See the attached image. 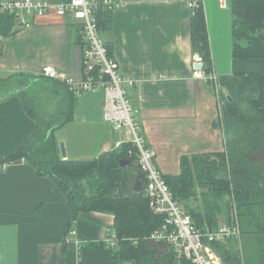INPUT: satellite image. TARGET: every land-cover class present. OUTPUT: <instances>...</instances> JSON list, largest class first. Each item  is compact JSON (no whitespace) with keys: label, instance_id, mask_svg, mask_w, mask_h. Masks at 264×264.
<instances>
[{"label":"crops","instance_id":"crops-1","mask_svg":"<svg viewBox=\"0 0 264 264\" xmlns=\"http://www.w3.org/2000/svg\"><path fill=\"white\" fill-rule=\"evenodd\" d=\"M34 1L57 6L67 0ZM124 2L111 12V28L102 36L112 48L119 73L136 83L124 88L144 137L156 151L155 165L164 176H178L184 157L218 154L226 149L221 104L225 99L221 89L225 88L220 81L233 76L231 25L237 0H228L226 8L218 0ZM190 3L204 11L216 83L194 77L195 58L201 56L193 51L191 22L196 10ZM27 20L29 27L0 13V79L30 76L33 82L28 87L34 89L29 90L31 94L37 90L33 93L39 95L42 90L37 86L50 79L62 84L70 78L81 82L79 21L70 15L58 16L55 10ZM49 67L55 69L58 79L43 75ZM76 98L73 120L56 133L59 144L66 146L67 160L91 161L129 143L127 132H117L105 121L102 87ZM36 127L20 96L0 102V163L9 165L0 173V264H121L105 243L114 233V216L80 213L72 225L76 236L71 237L67 234L71 209L55 180L39 175L24 159L6 162L23 148ZM135 167L127 172L129 193L135 182L131 174ZM200 201L201 196L192 199L191 208H198ZM153 247L161 259L171 254L161 244Z\"/></svg>","mask_w":264,"mask_h":264},{"label":"trees","instance_id":"trees-1","mask_svg":"<svg viewBox=\"0 0 264 264\" xmlns=\"http://www.w3.org/2000/svg\"><path fill=\"white\" fill-rule=\"evenodd\" d=\"M234 5L233 76L220 81L228 92L222 110L226 149L218 154L184 157L181 174L164 178L175 200L189 211L199 228L207 224L216 229L221 218L230 223L236 207L241 236L251 243L254 256L242 257L234 250L232 240L213 244L225 264H264V172L250 160L251 154L264 147V126L260 122L264 119V0H237ZM195 10L191 22L193 51L201 56L204 72L210 74L212 60L206 18L202 7ZM110 16L111 12L104 10L96 14L101 33L110 30ZM76 29L78 42L84 44L79 22ZM106 46L112 58V48ZM30 78L15 75L8 80L0 79V102L20 96L25 112L37 123L23 148L6 162L24 159L39 175L56 178L71 209L67 234L80 213L110 214L115 218L114 233L119 240L115 258L121 264H175L172 254L161 259L152 244L140 241L134 245L130 241L151 235L164 222L163 217L153 213L144 194L131 196L126 191L129 168H121L120 163L131 161L137 167L129 156L132 143L124 142L111 155L91 161H64L56 133L73 120L77 98L66 84L51 79L37 86L41 95L33 93L37 90L31 94L28 85H18L19 81H32ZM198 190L202 192L200 195ZM199 196L200 206L191 208V200ZM228 197L230 201L226 202Z\"/></svg>","mask_w":264,"mask_h":264},{"label":"built area","instance_id":"built-area-1","mask_svg":"<svg viewBox=\"0 0 264 264\" xmlns=\"http://www.w3.org/2000/svg\"><path fill=\"white\" fill-rule=\"evenodd\" d=\"M222 8H226L228 0H218ZM125 4L124 0H67L57 6L46 1L34 0H0V13L15 18L20 25L29 27L28 18L43 17L55 10L58 16H71L79 21L83 28V80L65 79L64 83L75 96L103 88L105 100L103 112L105 121L111 123L117 132H127L129 143L133 149L129 156L135 160L137 167L146 175L147 187L144 195L149 200L150 208L155 215L164 219L162 226L142 240L131 239L134 245L140 241L157 244L166 243L174 257L175 264H225L218 253L212 248L213 244H227L230 240L242 235L240 220L236 210L233 219L219 223L216 229L209 226L199 228L189 211L178 203L164 175L155 165L156 151L144 137L141 126L137 122L135 111L124 89L126 84L135 86V81L123 77L119 73L117 61L108 56L107 44L99 30L96 14L100 10L113 12ZM193 9L196 4L190 3ZM2 48L0 45V58ZM195 64H203L200 57L195 58ZM43 75L58 79L59 75L53 67L46 68ZM194 77L205 82H218L214 73L207 74L203 69L196 70ZM228 98L226 89H221ZM224 107V101L221 102ZM9 165L0 163V173L5 172ZM69 236H76L71 230ZM115 233H110L105 239L106 245L116 249L119 243ZM68 242V240H67ZM80 250V247H79Z\"/></svg>","mask_w":264,"mask_h":264},{"label":"rangeland","instance_id":"rangeland-1","mask_svg":"<svg viewBox=\"0 0 264 264\" xmlns=\"http://www.w3.org/2000/svg\"><path fill=\"white\" fill-rule=\"evenodd\" d=\"M30 82H33V81H25V80H24V82L19 81L18 85L21 84V86H24V85H28ZM30 88L34 89V86H33V88L32 87H30ZM25 97H30V98L35 100V98L31 97L30 94L29 95L25 94ZM260 122H261L262 126H264V119H262V121H260ZM250 160L253 162V164L261 166L263 168V172H264V147L263 148L261 147L260 149H258V151L251 154ZM263 181H264V177H263ZM229 201H230V198L229 197L226 198V202H229ZM235 210L237 212L236 207L234 208V211ZM234 211H233V213H234ZM237 218L239 219L238 214H237ZM232 219H233V217H232ZM232 243H233L232 246H233L234 250L240 252L242 257H244L246 259H251L254 256L251 243L248 242L247 240L243 239L242 236L240 238L238 237V239L232 240Z\"/></svg>","mask_w":264,"mask_h":264},{"label":"water","instance_id":"water-1","mask_svg":"<svg viewBox=\"0 0 264 264\" xmlns=\"http://www.w3.org/2000/svg\"><path fill=\"white\" fill-rule=\"evenodd\" d=\"M196 70H201L203 69V65L202 64H196L195 68ZM218 120L215 122L214 126L217 128L218 127ZM60 157L66 161L67 160V150H66V146L64 143H60ZM121 168L125 169V168H130L133 166V163L131 161H122L120 163ZM131 174L134 176L135 178V182L133 185V188L131 190L130 195L131 196H140L144 194V191L147 187V180H146V175L143 171H141L138 167H135V169L131 172ZM52 179L56 180V178L51 175L49 176ZM159 245H163L164 247H167L166 243H158Z\"/></svg>","mask_w":264,"mask_h":264}]
</instances>
